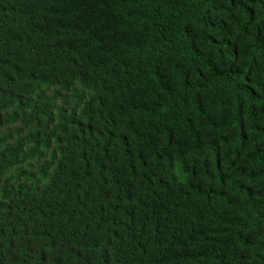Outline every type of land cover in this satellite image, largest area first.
Returning a JSON list of instances; mask_svg holds the SVG:
<instances>
[{
	"label": "trees",
	"instance_id": "16d2710c",
	"mask_svg": "<svg viewBox=\"0 0 264 264\" xmlns=\"http://www.w3.org/2000/svg\"><path fill=\"white\" fill-rule=\"evenodd\" d=\"M0 264H264V0H0Z\"/></svg>",
	"mask_w": 264,
	"mask_h": 264
}]
</instances>
